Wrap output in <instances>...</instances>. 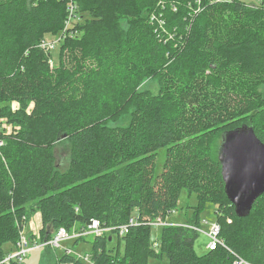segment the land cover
<instances>
[{
	"label": "trees",
	"instance_id": "obj_1",
	"mask_svg": "<svg viewBox=\"0 0 264 264\" xmlns=\"http://www.w3.org/2000/svg\"><path fill=\"white\" fill-rule=\"evenodd\" d=\"M74 1L79 34L69 37V0H0V264L37 212L42 242L94 218L111 229L91 235L94 264H159L149 259L164 253L170 264H264V194L239 217L219 161L226 130L253 125L264 141V5ZM59 35L56 63L43 44ZM147 76L157 93L139 89ZM182 189L197 194L199 210L217 205L223 243L203 255L190 225L162 226L158 250L151 239ZM131 217L138 225L121 236ZM116 233L124 254L109 247ZM87 237L65 242L76 254L46 245L42 264H86L77 250Z\"/></svg>",
	"mask_w": 264,
	"mask_h": 264
},
{
	"label": "rangeland",
	"instance_id": "obj_2",
	"mask_svg": "<svg viewBox=\"0 0 264 264\" xmlns=\"http://www.w3.org/2000/svg\"><path fill=\"white\" fill-rule=\"evenodd\" d=\"M243 1H245L246 4L248 5L256 7L254 5H258L259 4L258 2L260 0H243ZM122 24L125 25L124 22H122ZM59 50H60V42L55 44L54 52H53L56 63L58 60ZM159 88H160L159 81L154 76L144 77L139 84V89H148L153 93H157L159 91ZM261 89L264 91V85L261 87ZM9 102H11V100H9ZM11 104L13 105L14 109H17L19 106V103L15 100H13ZM33 106L34 103L31 104V107ZM1 122H4V120H1ZM8 127L12 128V125L9 124ZM68 155H69V145L67 141L64 140L63 138L60 144L56 147V158L60 166L64 167L67 165V162H69ZM198 201L199 199L196 193H188L186 189H182L180 192V197L176 210L172 211L170 215L167 217L168 220L167 225H187V226L190 225V227H194L198 229L199 235L195 241L194 249L197 255H203L207 251H209V244L212 243L214 240V238L210 235L213 231L214 225H218L219 227L220 225L217 220L216 203L210 200L205 201L199 210L198 205L196 207ZM197 210H199L197 216L198 225L196 222ZM190 222L193 223L194 225H191ZM162 226H164V224L153 226V230L151 233L152 241L153 242L156 241L158 243V245L155 247L157 250L160 247ZM87 231L88 233L85 236H88L86 238L88 240L85 239L86 242L82 241L79 243V249L77 250V252L81 255L82 259L85 260L86 264H94L91 256L92 248L90 245V241L92 239L91 235L93 234V232H96L97 230H95V228L92 227L89 228ZM220 231H221V227L219 229L217 240H220V242L223 243V240L220 235ZM29 232H30V224L28 223L26 226H24L22 234L25 236H29ZM112 236L113 239L111 242H109V247H115L116 249L115 252L120 251V254H124V249H125L124 238L121 236L119 237L117 233L113 234ZM40 242L41 241L35 244L37 247L33 248L28 252L27 256L24 258V261L21 264H42L47 260V256L49 252L46 251L45 245L42 246ZM65 242H63L61 248L66 249L68 247H71L69 245H66ZM5 247L9 249L11 247V244L8 243L5 245ZM15 249L17 251L18 247ZM149 260L150 262H155L159 264H170L169 258L166 253H164L160 258L150 257Z\"/></svg>",
	"mask_w": 264,
	"mask_h": 264
},
{
	"label": "water",
	"instance_id": "obj_3",
	"mask_svg": "<svg viewBox=\"0 0 264 264\" xmlns=\"http://www.w3.org/2000/svg\"><path fill=\"white\" fill-rule=\"evenodd\" d=\"M219 161L225 192L236 214L249 216L256 200L264 194V141L253 125L242 124L222 133Z\"/></svg>",
	"mask_w": 264,
	"mask_h": 264
},
{
	"label": "built area",
	"instance_id": "obj_4",
	"mask_svg": "<svg viewBox=\"0 0 264 264\" xmlns=\"http://www.w3.org/2000/svg\"><path fill=\"white\" fill-rule=\"evenodd\" d=\"M261 5H264V0H260L258 2ZM67 10H68V17L66 19L65 22V30L64 32H67V36L69 37H75L79 34V30H73L71 28L72 25H75V23L78 21V19L76 18V13L78 12L79 8H78V4L74 1V0H69L68 4H67ZM78 23V22H77ZM62 35V34H61ZM59 35L57 37V39L55 38L52 40H46L45 43L43 44V48L46 50H53L55 47L56 43L60 42V39L62 38V36ZM3 144V141L0 140V145ZM138 219L135 217H131L130 221L128 223L125 224H121L119 226L118 231L119 234L121 236L125 235L126 233H128L129 227L132 225H138ZM160 224H164L167 225V222H160V223H156L155 225H160ZM94 227L95 230H97L96 232H93L92 235H103L106 231H110L111 229L108 228H102L101 226V222L99 219L94 218L92 219L91 223L87 226V229H81L80 231H73V232H69L66 228L61 227L56 234H54V237L49 240V241H45V242H40L41 245H52L54 247H58L61 248L63 245V242L74 239L76 237H80V236H85L88 233V229ZM219 229L220 227L218 225H214L213 227V231L210 234L214 240L212 243L209 244V249L210 250H214L218 247L219 244H221L220 240H217L218 237V233H219ZM198 230V229H197ZM23 233V228L21 230V236L20 239L18 240L17 244H16V248L18 247V250L16 251V249L14 251H12L10 254H8L4 259H2L1 264H12V262H17L18 264H21L24 261V258L27 256L28 252L30 250H32L33 248L37 247L35 244L39 243V239H40V230L38 231H34L32 233L29 232V234L33 235V238H30L29 236H25L22 234ZM35 245V246H34ZM158 245L157 242H154V246L156 247ZM66 250L68 251V253H75V251H73V249L71 247L66 248ZM79 257H81L80 254H77ZM244 261L241 259H237L235 261V264H242Z\"/></svg>",
	"mask_w": 264,
	"mask_h": 264
},
{
	"label": "crops",
	"instance_id": "obj_5",
	"mask_svg": "<svg viewBox=\"0 0 264 264\" xmlns=\"http://www.w3.org/2000/svg\"><path fill=\"white\" fill-rule=\"evenodd\" d=\"M30 224V233L34 231L41 230L43 226V221H42V215L41 212H37L29 221Z\"/></svg>",
	"mask_w": 264,
	"mask_h": 264
}]
</instances>
